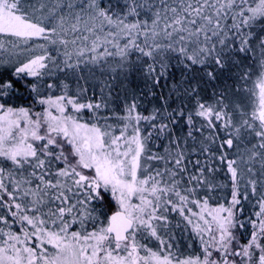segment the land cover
I'll return each mask as SVG.
<instances>
[{"label": "snow or ice", "instance_id": "snow-or-ice-1", "mask_svg": "<svg viewBox=\"0 0 264 264\" xmlns=\"http://www.w3.org/2000/svg\"><path fill=\"white\" fill-rule=\"evenodd\" d=\"M0 264H264V0H0Z\"/></svg>", "mask_w": 264, "mask_h": 264}]
</instances>
